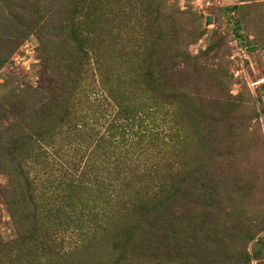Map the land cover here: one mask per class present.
<instances>
[{
    "label": "rangeland",
    "instance_id": "rangeland-1",
    "mask_svg": "<svg viewBox=\"0 0 264 264\" xmlns=\"http://www.w3.org/2000/svg\"><path fill=\"white\" fill-rule=\"evenodd\" d=\"M80 58L69 117L53 118V100L70 87L69 67ZM177 63V87L161 91L159 71ZM151 119L182 131L178 148L161 155L185 165L201 140L219 153L212 207L195 206L190 225L181 220L203 255L196 264H264V0H0L1 235L17 233L20 169L40 209L34 235L0 249V264L112 259L135 218L115 160L148 146ZM191 121L207 127L205 139ZM73 164L93 177L79 187L54 182ZM131 168L139 176L134 201L169 181L153 161Z\"/></svg>",
    "mask_w": 264,
    "mask_h": 264
},
{
    "label": "trees",
    "instance_id": "trees-1",
    "mask_svg": "<svg viewBox=\"0 0 264 264\" xmlns=\"http://www.w3.org/2000/svg\"><path fill=\"white\" fill-rule=\"evenodd\" d=\"M81 61L80 58L69 67L73 79L67 84L70 87L63 91V96L59 95L53 100V107L50 110L53 118L61 120L66 116L69 117L67 109L74 94L73 88H75V83L82 81ZM159 73L162 74L160 75L162 82L157 86L161 91H170L177 87L175 81L178 76L180 77L184 73V70L177 63L172 66L166 65ZM150 121L152 126L145 125L144 127V131L149 134L148 146L134 159L122 156L115 160L114 173L119 171L118 177L124 183L127 181L121 199L127 198L126 205L131 207L130 211L135 216L134 226H130V233L125 242L119 239L120 244L117 247L115 244L113 258L108 259L106 263L98 262L96 264H196L203 258L202 253L193 251L198 249L195 245V238L190 237V233H182L184 229H182L181 220L185 219L190 225L196 212L195 206L212 207L213 194L219 192L221 185V180H219L221 174L217 173L220 167L215 168L212 162L213 157H219V153H217L216 147H211L208 144L211 140H207L208 142L201 140L202 148L199 155L182 165L175 156L168 157L166 153L161 155L162 151L164 152L171 144L172 148H178L177 146L181 143L182 131L176 128L173 122L164 128L162 125H157L152 119ZM190 126H193L192 129L195 128L194 132L197 138L205 139V137L201 138L202 129L205 131L207 127L197 129L196 124L192 121ZM81 127L84 128L82 125ZM119 128L122 126L119 125ZM82 131L81 129L78 132ZM105 139L108 140L107 137L99 136L98 143ZM52 155H56V153ZM44 157L47 158L46 155ZM56 157L58 158L57 155ZM141 159L145 162L153 161L157 167L155 172H165L163 177L169 181L163 180V183L154 184L151 188L143 190L144 195L140 194L142 197L134 201L139 192L132 188L135 182L138 184V181L133 179L139 178V176L131 166ZM130 161L133 163L129 164L127 169V162ZM70 166H64L55 177L54 182L58 184L69 182L70 187H79L81 180L93 177L92 173H86L85 166L80 169L75 164L72 168ZM119 166H123L122 170H119ZM153 175V179L158 178L156 173ZM18 177L22 182L20 194L24 204L19 203L18 209L11 210L17 232L15 237L7 239L0 233V249L2 251L14 250L24 237L34 235L36 230L35 221L40 209L34 201L33 181L22 169H20ZM150 177L151 175H149ZM117 185L122 187L120 183ZM214 189L217 192L213 193Z\"/></svg>",
    "mask_w": 264,
    "mask_h": 264
},
{
    "label": "water",
    "instance_id": "water-1",
    "mask_svg": "<svg viewBox=\"0 0 264 264\" xmlns=\"http://www.w3.org/2000/svg\"><path fill=\"white\" fill-rule=\"evenodd\" d=\"M212 21H213V18L212 17H209L208 22L210 23Z\"/></svg>",
    "mask_w": 264,
    "mask_h": 264
}]
</instances>
